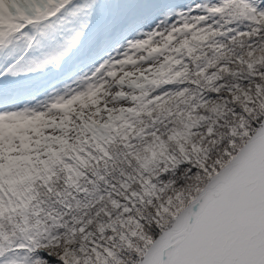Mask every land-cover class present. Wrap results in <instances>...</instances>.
<instances>
[{"label":"snow or ice","instance_id":"1","mask_svg":"<svg viewBox=\"0 0 264 264\" xmlns=\"http://www.w3.org/2000/svg\"><path fill=\"white\" fill-rule=\"evenodd\" d=\"M0 264H264V0H0Z\"/></svg>","mask_w":264,"mask_h":264}]
</instances>
